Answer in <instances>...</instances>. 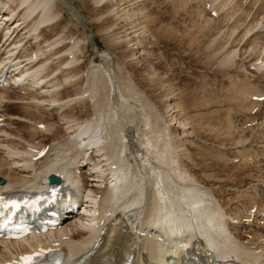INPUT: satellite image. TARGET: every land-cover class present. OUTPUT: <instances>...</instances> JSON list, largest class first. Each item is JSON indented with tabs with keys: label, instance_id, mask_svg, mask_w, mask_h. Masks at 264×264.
Here are the masks:
<instances>
[{
	"label": "bare ground",
	"instance_id": "6f19581e",
	"mask_svg": "<svg viewBox=\"0 0 264 264\" xmlns=\"http://www.w3.org/2000/svg\"><path fill=\"white\" fill-rule=\"evenodd\" d=\"M91 1L99 7L92 8L95 12L90 20L71 0H0V196L41 186L47 175L54 173L63 177L65 186L75 188L71 202L86 198L82 207L85 217L77 211L55 230L20 240L0 238V264L27 250L63 246L69 251L67 263L75 264L79 256L93 250L101 231L102 238L107 235L106 241L90 256V264H121L131 251L136 254L135 264H167L169 253L179 257L175 264H184L190 252L213 258L210 251L223 258L237 256L252 264H264V197L252 192L247 205L242 204V214L234 211L228 215L218 190L199 181L184 164V159L191 157L182 144L194 143L188 139L191 123L182 117L177 120V115L173 121L160 120L147 95H139L126 79V59L129 63L130 56L142 54L141 39L131 31L134 37H127L133 46L126 49V41L121 43L118 32L111 29L117 18L135 15L144 0ZM233 1L218 3L225 9ZM251 3L259 11L237 16L231 28H239L245 36L257 32L258 37L264 35V0ZM118 4L122 7L111 12ZM92 20L99 22V32L112 44L110 50L99 49L94 35L87 33L85 26ZM144 31L138 32L145 36ZM249 44L242 48L247 54L254 50ZM91 45L97 47L94 55L99 62L87 66L86 49ZM262 49L264 53V45ZM116 50L120 52L113 58ZM230 56L232 53L223 60ZM251 59H246L248 66L256 64L258 68V62ZM236 84L232 97L244 105L247 102L243 109L248 113L264 90L243 81ZM16 87L24 96L6 99L3 92H17ZM132 99L135 103L130 102ZM13 101L19 105L17 114L7 112L4 106ZM166 106L176 108H170L171 103ZM102 108L108 115H99ZM47 109L52 114L38 118L37 112ZM15 122L20 124L17 132L10 129ZM46 137H50L47 144ZM43 150L44 155L36 157ZM67 201L61 197L58 207ZM241 221L247 225L238 226Z\"/></svg>",
	"mask_w": 264,
	"mask_h": 264
},
{
	"label": "rangeland",
	"instance_id": "374dc122",
	"mask_svg": "<svg viewBox=\"0 0 264 264\" xmlns=\"http://www.w3.org/2000/svg\"><path fill=\"white\" fill-rule=\"evenodd\" d=\"M90 1L71 0L82 14L91 20L95 12L93 9L98 8L99 4L94 5ZM218 1L213 3V0H184V3L181 0V4L178 0H144V3L140 1V4L136 7L137 12L135 9V11L133 10L136 13L133 12L135 15L130 13L131 16H126L127 18L121 16L122 18L124 17L123 19L121 17L117 18L116 15L117 21L111 30L118 32L116 35H120L119 39L122 38L120 39L121 43H123V39L126 41V43H123V45L125 44L123 47L126 49L132 45V41L129 44V38L134 37L131 33H134L133 35L136 34L135 37L141 39L142 54L137 52L133 58L130 56L132 59L129 57V63L126 59L127 63L125 65L127 67L124 65L128 77L126 79L132 82L136 90L139 91V95H147L150 106L154 110L156 109L161 116L160 120L173 121V118L176 117L177 120L186 118L185 120L191 123L189 130L192 133L188 139L190 141L194 140V143H192L194 146L183 142L182 147L186 148V154H190L188 157H191L185 158L184 164L186 168L192 171L195 177H198L199 181L202 180L201 182L210 189L220 192H217V194L221 197L224 209H226L224 211L226 213L229 212L230 214L228 213V215H231L234 211H240L239 213L242 214L241 208H243V205H247V198H249V195L251 196L252 192H257L255 194L258 197L261 195V199L264 197V94L256 97V101L259 103L251 105L252 111L247 108L248 113H246V109H243L246 108L247 102H245V106L244 102H241L242 100L239 101L232 97L234 95L232 91L237 86L236 83H242V81L248 85H256L254 87L264 90V81H262L264 79L260 78L264 76V73L261 74L264 71V60H262L264 57L262 49L264 35L255 37L257 32L255 34L254 32L252 34L249 32L245 36L242 31H239V28L235 29V31L231 28V24L237 16H251L250 14L259 11L257 5L251 3L252 0L251 2H249L250 0H236V2L234 0L231 2L232 6L231 4L228 5L231 8L235 5L232 8L233 10H229L227 5H225V9L222 8L224 5H219ZM120 4L116 5L111 12L116 11V8L118 10L119 6L122 7ZM141 7H144V9ZM227 8L232 14H229ZM224 10L226 11L224 12ZM133 16L136 20L133 19ZM130 22L134 25H131ZM124 23L128 24L129 28L127 25L125 27ZM98 27L99 22L92 20L89 24H86L85 29L87 33L94 35L99 49L110 50L109 47H112V44L104 34L102 35L99 32L101 30ZM139 30L142 33L143 30H145L144 33L150 32L149 38H153L149 39L147 33L145 37L144 34L138 32ZM124 35H126L125 38ZM100 36H103L102 39L104 40ZM252 37L256 39V41L255 39L253 40V44L251 41ZM107 44L111 45L108 46ZM127 44L129 45L126 46ZM247 44L253 45L254 49L248 52L249 55L244 52ZM86 50L89 60L87 61V66L98 64L99 60L94 55L97 47L91 45ZM119 52L120 50H116L113 53L115 55L112 57L114 58ZM231 53L232 57L230 56L229 59L223 60L224 56L231 55ZM246 54L249 59L252 58V63L258 62V68L256 64H253L252 67L248 66ZM135 57L136 59H134ZM239 64L241 66L243 64L242 68L246 72L240 69L241 66L239 67ZM114 72L116 75L118 74L115 66ZM14 89L18 90L17 92L15 91L17 94L8 90L3 92L6 99L12 98L13 95L17 97L24 96L18 87ZM130 102L135 103L133 99ZM166 103H171L170 108H174L172 105L176 106V108L170 109V111ZM84 104L87 107L86 102ZM17 105L18 103L14 101L13 103H4L7 112L12 114L20 112L19 105ZM86 107L82 108V110ZM77 109L73 111V114ZM47 110H44L43 113L38 111V118L40 114L42 119H46L47 114H52L51 109ZM197 111L199 114H194ZM105 114L108 115L102 108L99 111V115ZM79 115H81V112ZM19 125V123L15 122L14 125H10V129L13 132H17ZM171 132L173 131L171 130ZM21 134H24V131H21ZM49 140L50 137H46L44 143L47 144ZM227 218L229 219V216ZM241 225H247V221L239 222L238 226Z\"/></svg>",
	"mask_w": 264,
	"mask_h": 264
},
{
	"label": "water",
	"instance_id": "95a60500",
	"mask_svg": "<svg viewBox=\"0 0 264 264\" xmlns=\"http://www.w3.org/2000/svg\"><path fill=\"white\" fill-rule=\"evenodd\" d=\"M48 179H49L51 182H55V183H57V182L60 181V178H59L58 176L54 175V174L49 175Z\"/></svg>",
	"mask_w": 264,
	"mask_h": 264
},
{
	"label": "snow or ice",
	"instance_id": "6c2138e0",
	"mask_svg": "<svg viewBox=\"0 0 264 264\" xmlns=\"http://www.w3.org/2000/svg\"><path fill=\"white\" fill-rule=\"evenodd\" d=\"M26 260L28 259V258H25Z\"/></svg>",
	"mask_w": 264,
	"mask_h": 264
}]
</instances>
